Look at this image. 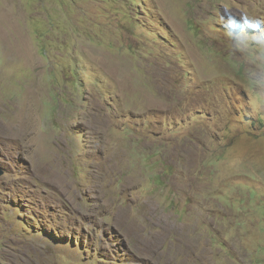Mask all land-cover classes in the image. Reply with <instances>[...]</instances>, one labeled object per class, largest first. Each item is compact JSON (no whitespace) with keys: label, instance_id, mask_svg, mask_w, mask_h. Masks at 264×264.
<instances>
[{"label":"rangeland","instance_id":"1","mask_svg":"<svg viewBox=\"0 0 264 264\" xmlns=\"http://www.w3.org/2000/svg\"><path fill=\"white\" fill-rule=\"evenodd\" d=\"M0 264H264V0H0Z\"/></svg>","mask_w":264,"mask_h":264},{"label":"water","instance_id":"2","mask_svg":"<svg viewBox=\"0 0 264 264\" xmlns=\"http://www.w3.org/2000/svg\"><path fill=\"white\" fill-rule=\"evenodd\" d=\"M2 175V172H1V170H0V176Z\"/></svg>","mask_w":264,"mask_h":264}]
</instances>
